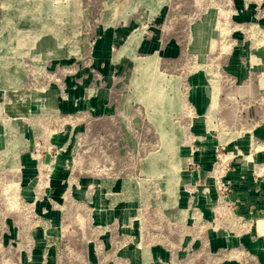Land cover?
Returning <instances> with one entry per match:
<instances>
[{
    "label": "rangeland",
    "instance_id": "1",
    "mask_svg": "<svg viewBox=\"0 0 264 264\" xmlns=\"http://www.w3.org/2000/svg\"><path fill=\"white\" fill-rule=\"evenodd\" d=\"M0 264H264V0H0Z\"/></svg>",
    "mask_w": 264,
    "mask_h": 264
}]
</instances>
